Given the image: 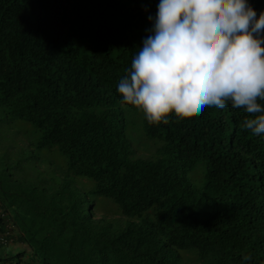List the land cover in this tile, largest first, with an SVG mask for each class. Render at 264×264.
<instances>
[{"label": "trees", "instance_id": "trees-1", "mask_svg": "<svg viewBox=\"0 0 264 264\" xmlns=\"http://www.w3.org/2000/svg\"><path fill=\"white\" fill-rule=\"evenodd\" d=\"M158 2L0 0V264H264L251 114L120 102Z\"/></svg>", "mask_w": 264, "mask_h": 264}, {"label": "clouds", "instance_id": "clouds-1", "mask_svg": "<svg viewBox=\"0 0 264 264\" xmlns=\"http://www.w3.org/2000/svg\"><path fill=\"white\" fill-rule=\"evenodd\" d=\"M149 20L116 84L120 102L153 123L230 102L251 114L242 128L264 135V11L248 0H159Z\"/></svg>", "mask_w": 264, "mask_h": 264}, {"label": "built area", "instance_id": "built-area-1", "mask_svg": "<svg viewBox=\"0 0 264 264\" xmlns=\"http://www.w3.org/2000/svg\"><path fill=\"white\" fill-rule=\"evenodd\" d=\"M0 217H4V213L2 209H0ZM9 242L8 233L7 232H0V247L6 246Z\"/></svg>", "mask_w": 264, "mask_h": 264}, {"label": "rangeland", "instance_id": "rangeland-1", "mask_svg": "<svg viewBox=\"0 0 264 264\" xmlns=\"http://www.w3.org/2000/svg\"><path fill=\"white\" fill-rule=\"evenodd\" d=\"M26 125H28V127H31V125H30V124H26ZM19 137H20V138H22V137H21V135H20ZM21 141H23V140H21ZM21 141H20V142H21ZM3 142H4V143H5V142L7 143V142H8V139H7V138H5V139L3 140ZM20 142H19V143H20ZM23 143H26V142H25V141H23ZM21 145H22V144H21ZM0 149H2V147H1V146H0ZM2 157H3V154H2ZM2 157H1V158H2ZM27 180H29V178H27Z\"/></svg>", "mask_w": 264, "mask_h": 264}, {"label": "crops", "instance_id": "crops-1", "mask_svg": "<svg viewBox=\"0 0 264 264\" xmlns=\"http://www.w3.org/2000/svg\"><path fill=\"white\" fill-rule=\"evenodd\" d=\"M13 244H14V243H13ZM13 248H14V249H19V244L15 243V244L13 245Z\"/></svg>", "mask_w": 264, "mask_h": 264}]
</instances>
